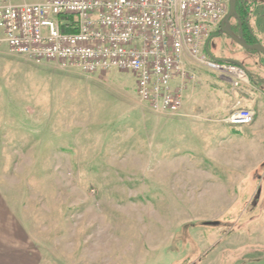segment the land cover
<instances>
[{
	"label": "rangeland",
	"instance_id": "rangeland-1",
	"mask_svg": "<svg viewBox=\"0 0 264 264\" xmlns=\"http://www.w3.org/2000/svg\"><path fill=\"white\" fill-rule=\"evenodd\" d=\"M230 47L202 49L255 62ZM188 69L180 115L161 117L130 72L37 65L0 45V184L32 264H264V100ZM236 107L257 121L226 125Z\"/></svg>",
	"mask_w": 264,
	"mask_h": 264
},
{
	"label": "built area",
	"instance_id": "built-area-1",
	"mask_svg": "<svg viewBox=\"0 0 264 264\" xmlns=\"http://www.w3.org/2000/svg\"><path fill=\"white\" fill-rule=\"evenodd\" d=\"M227 10L228 0H0V45L37 65L130 72L138 99L152 113L172 116L182 108L192 64L233 86L248 82L239 66L208 59L202 49ZM253 120L244 107L224 118L231 126Z\"/></svg>",
	"mask_w": 264,
	"mask_h": 264
},
{
	"label": "flooded vegetation",
	"instance_id": "flooded-vegetation-1",
	"mask_svg": "<svg viewBox=\"0 0 264 264\" xmlns=\"http://www.w3.org/2000/svg\"><path fill=\"white\" fill-rule=\"evenodd\" d=\"M228 12V11H227ZM227 14V13H226ZM264 16V0H234V10L231 16L228 18L225 25V29H228L232 32L234 36L242 40L246 45H255L260 44L264 48V39L259 34H263L264 31H259L256 24L260 16ZM229 22V23H228ZM221 25V23H220ZM212 32L207 41L213 37H223L229 49L230 46L237 45L238 49L244 52L246 57L255 58L254 63H244L243 60L233 59V62L236 63L241 69H243L247 75L248 83L251 89L247 92H250L252 96H248L247 99L253 104H257L264 100V73H258L255 70H264V56L256 50H247L234 42L229 35L225 34L221 30V26ZM252 91H255L253 93Z\"/></svg>",
	"mask_w": 264,
	"mask_h": 264
},
{
	"label": "crops",
	"instance_id": "crops-1",
	"mask_svg": "<svg viewBox=\"0 0 264 264\" xmlns=\"http://www.w3.org/2000/svg\"><path fill=\"white\" fill-rule=\"evenodd\" d=\"M177 115H162L161 117L173 118ZM256 121L257 119L255 122ZM254 124L256 126V123ZM2 138L5 139V135ZM0 181L8 187L9 181ZM2 187L3 186L0 184V264H32L31 257L25 254L27 234L24 229L16 223L13 200L5 194L1 189Z\"/></svg>",
	"mask_w": 264,
	"mask_h": 264
},
{
	"label": "water",
	"instance_id": "water-1",
	"mask_svg": "<svg viewBox=\"0 0 264 264\" xmlns=\"http://www.w3.org/2000/svg\"><path fill=\"white\" fill-rule=\"evenodd\" d=\"M233 10H234V0H228V12H227V14L225 15V17L222 19V21H221V28H223L221 31L222 32H220V34L221 33H225V34H227V35H229V37L234 41V42H236L237 44H239L240 46H242L243 48H245V49H247V50H256V51H258L259 53H261L263 56H264V48L260 45V44H255V45H246L242 40H240V39H238L236 36H234L233 34H232V32L229 30V28L228 29H225L224 27H225V25H227L226 24V22H227V20H228V18L231 16V14H232V12H233ZM211 38V37H210ZM208 42V41H207ZM228 60V59H227ZM226 60V61H227ZM223 61H225V60H223ZM229 61H232V60H229ZM228 61V62H229Z\"/></svg>",
	"mask_w": 264,
	"mask_h": 264
},
{
	"label": "trees",
	"instance_id": "trees-1",
	"mask_svg": "<svg viewBox=\"0 0 264 264\" xmlns=\"http://www.w3.org/2000/svg\"><path fill=\"white\" fill-rule=\"evenodd\" d=\"M230 63H233V64H236L235 62H233V61H229Z\"/></svg>",
	"mask_w": 264,
	"mask_h": 264
},
{
	"label": "bare ground",
	"instance_id": "bare-ground-1",
	"mask_svg": "<svg viewBox=\"0 0 264 264\" xmlns=\"http://www.w3.org/2000/svg\"><path fill=\"white\" fill-rule=\"evenodd\" d=\"M228 23H229V22H228ZM211 36H212V35H211ZM211 36H210V37H211ZM245 43H246V42H245ZM204 54H205V53H204ZM201 66H202V65H201ZM206 68H207V67H206ZM186 89H187V88H186Z\"/></svg>",
	"mask_w": 264,
	"mask_h": 264
}]
</instances>
